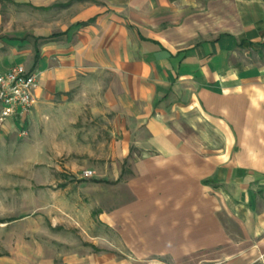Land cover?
<instances>
[{
	"label": "crops",
	"instance_id": "obj_1",
	"mask_svg": "<svg viewBox=\"0 0 264 264\" xmlns=\"http://www.w3.org/2000/svg\"><path fill=\"white\" fill-rule=\"evenodd\" d=\"M6 1L42 14L0 30V73L39 86L0 134L57 148L64 108L105 121L90 203L42 206L66 234L35 264H264V0Z\"/></svg>",
	"mask_w": 264,
	"mask_h": 264
},
{
	"label": "rangeland",
	"instance_id": "obj_2",
	"mask_svg": "<svg viewBox=\"0 0 264 264\" xmlns=\"http://www.w3.org/2000/svg\"><path fill=\"white\" fill-rule=\"evenodd\" d=\"M0 4L3 16L0 30L22 31L41 21L37 17L41 16V11L32 7L5 0ZM12 37L32 36L15 34ZM57 115L62 120L59 127L63 139L57 148L52 147L49 132L45 145H36L29 135L23 139L19 132L14 138L0 134V264H35L34 254L38 248L58 233L66 234V229L50 225L51 214L57 212L42 209V206L51 208L52 203L70 197L80 198L84 206L90 203L86 189L79 185L81 181L75 176L93 170V177H84V180L97 178L95 156L99 139L106 136L105 121L87 116V122L81 124V128L67 130L71 122L69 116L72 120L76 118L74 110L64 108ZM61 185L69 186L70 191L60 190ZM60 214L67 217L65 213Z\"/></svg>",
	"mask_w": 264,
	"mask_h": 264
},
{
	"label": "built area",
	"instance_id": "obj_3",
	"mask_svg": "<svg viewBox=\"0 0 264 264\" xmlns=\"http://www.w3.org/2000/svg\"><path fill=\"white\" fill-rule=\"evenodd\" d=\"M39 86L38 75L22 64H14L0 73V126L9 119H22L30 113ZM22 129L19 136H28ZM93 170H85L83 177H93Z\"/></svg>",
	"mask_w": 264,
	"mask_h": 264
},
{
	"label": "trees",
	"instance_id": "obj_4",
	"mask_svg": "<svg viewBox=\"0 0 264 264\" xmlns=\"http://www.w3.org/2000/svg\"><path fill=\"white\" fill-rule=\"evenodd\" d=\"M1 1V0H0Z\"/></svg>",
	"mask_w": 264,
	"mask_h": 264
}]
</instances>
